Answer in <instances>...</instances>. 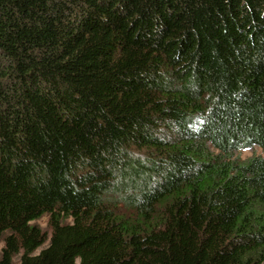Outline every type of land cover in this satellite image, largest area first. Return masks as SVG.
Here are the masks:
<instances>
[{
	"label": "trees",
	"instance_id": "obj_1",
	"mask_svg": "<svg viewBox=\"0 0 264 264\" xmlns=\"http://www.w3.org/2000/svg\"><path fill=\"white\" fill-rule=\"evenodd\" d=\"M255 146L264 0H0V264H264Z\"/></svg>",
	"mask_w": 264,
	"mask_h": 264
},
{
	"label": "rangeland",
	"instance_id": "obj_2",
	"mask_svg": "<svg viewBox=\"0 0 264 264\" xmlns=\"http://www.w3.org/2000/svg\"><path fill=\"white\" fill-rule=\"evenodd\" d=\"M237 156H239L241 159H245L249 156H251L252 154H261L264 155V148L261 147H253V148H249V149H243V150H239L237 153ZM49 217L47 215L43 216L42 218L38 219L35 221V223L39 224L44 230H47L48 232H51L50 226H49ZM5 242L1 241L0 242V256L2 254V249L4 247ZM40 251L37 250V252ZM19 257H16V263H19Z\"/></svg>",
	"mask_w": 264,
	"mask_h": 264
}]
</instances>
